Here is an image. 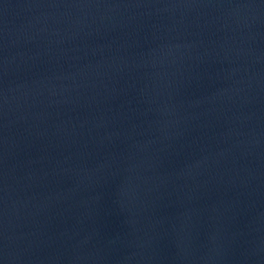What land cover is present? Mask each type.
I'll list each match as a JSON object with an SVG mask.
<instances>
[{"label": "water", "instance_id": "water-1", "mask_svg": "<svg viewBox=\"0 0 264 264\" xmlns=\"http://www.w3.org/2000/svg\"><path fill=\"white\" fill-rule=\"evenodd\" d=\"M0 264H264V0H0Z\"/></svg>", "mask_w": 264, "mask_h": 264}]
</instances>
